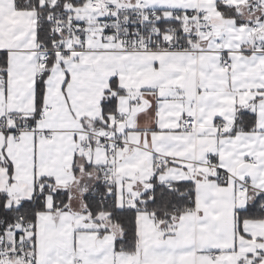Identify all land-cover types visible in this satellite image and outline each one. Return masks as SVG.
<instances>
[{"label": "snow or ice", "instance_id": "obj_1", "mask_svg": "<svg viewBox=\"0 0 264 264\" xmlns=\"http://www.w3.org/2000/svg\"><path fill=\"white\" fill-rule=\"evenodd\" d=\"M0 264H264V0H0Z\"/></svg>", "mask_w": 264, "mask_h": 264}]
</instances>
